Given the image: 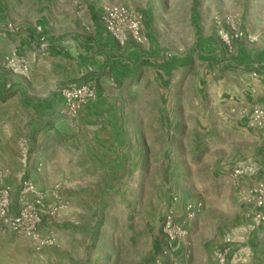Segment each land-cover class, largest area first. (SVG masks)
<instances>
[{"label":"rangeland","instance_id":"1","mask_svg":"<svg viewBox=\"0 0 264 264\" xmlns=\"http://www.w3.org/2000/svg\"><path fill=\"white\" fill-rule=\"evenodd\" d=\"M111 6L132 8L144 16L143 41L125 46L117 43L112 62H125L130 74L125 81H118L117 87L110 88L116 106L114 115L120 111L126 118L121 131L128 145L133 147L134 135L142 133L139 176L128 173L125 187L97 189L100 194L104 192V197L109 196L103 201L97 199V194L89 195L93 189L74 181L41 189L23 174L21 182L30 178L44 196V204L58 210L43 213L39 242L10 232L0 217V264H46L41 251L57 245L55 235L62 228L92 229L90 247L97 248L99 239L104 238L122 241L128 257H133L131 261L136 255L137 264H153L162 244L161 225L171 195L194 200L199 199L195 198L197 193L208 196L215 190V170L227 154L231 139L220 140V124L213 109L216 100L214 95L207 97L206 91L220 86L224 76L226 86L234 82V75L227 72L238 70L232 61L243 45L264 48V0H0V75L11 71L25 76L30 71L23 55L6 50L12 40L41 49L47 48L42 44L64 38L92 42L102 33L101 18ZM13 53L19 57L16 62L12 60ZM172 58L177 59L176 69L164 78L159 65ZM1 81L0 77V85ZM79 113L67 116L76 118ZM245 160L248 159L238 161ZM0 178L4 181L3 173ZM229 180L234 184L226 182L224 188L232 209L236 208L234 201L239 200L241 208L246 205L245 216L250 208L245 200L249 187L235 190L239 181L230 175ZM8 186L11 209L16 211L22 204L21 188L13 199V189ZM182 215L178 214L180 218ZM195 219L188 225L189 234ZM211 224L208 219L203 230L212 234ZM108 229L110 232H106ZM64 235V255H78L80 251L72 242L76 235ZM49 238L53 242L45 243ZM188 242L187 238L176 255V263L182 260L181 253ZM215 259L218 264L216 252Z\"/></svg>","mask_w":264,"mask_h":264},{"label":"crops","instance_id":"2","mask_svg":"<svg viewBox=\"0 0 264 264\" xmlns=\"http://www.w3.org/2000/svg\"><path fill=\"white\" fill-rule=\"evenodd\" d=\"M243 46L232 61L238 70L227 72L234 75L235 83L226 86L224 76L220 86L214 85L206 91L207 97L214 95L216 100L213 109L220 124L217 129L220 140L231 139L230 147L215 170L217 194L209 192L207 196L200 192L195 196L205 206L190 226L182 260L174 264H217L216 249L228 237L233 240L234 264H264V227L247 236L246 205L241 208L237 204L239 200H235L236 208L232 209L224 188L226 182L232 185L229 173L238 160L258 162L261 167L258 177L264 178V124L255 127L250 123L253 107L264 106V48ZM117 49V42L105 28L92 42L64 38L43 49L30 47L25 41L10 42L6 50L18 51L30 67L25 76L11 71L0 75V174L12 187L13 199L20 191L23 174L41 189L74 181L76 185L93 189L89 195L97 194V199L103 201L109 196L104 197V192L100 194L97 189L125 187L128 173L139 176L142 133L134 135L133 147L130 142L128 145L121 131L126 118L120 111L114 115L116 106L111 98V86L117 87V82L125 81L130 74L125 62H112ZM173 59L159 65L162 77L176 69L169 67ZM97 80V99L83 106L76 118L68 117L60 88ZM255 180L242 179L237 183L239 186L235 183L234 189L249 187ZM208 219L212 222V234L203 230ZM69 232L76 235L72 242L80 251L78 255H64L67 248L64 234ZM85 232L89 234L87 237ZM93 235L92 229H59L55 235L57 245L44 248L40 257L46 264L65 261L67 264H137L136 255L131 261L133 257H128L122 241L104 238L99 239L97 248L90 247ZM245 255L249 259L244 263Z\"/></svg>","mask_w":264,"mask_h":264},{"label":"built area","instance_id":"3","mask_svg":"<svg viewBox=\"0 0 264 264\" xmlns=\"http://www.w3.org/2000/svg\"><path fill=\"white\" fill-rule=\"evenodd\" d=\"M101 22L105 31L121 46L143 41L144 16L135 9L124 6L108 7L102 15ZM42 46L47 45L42 44ZM12 55L13 62H16L18 55L16 53ZM23 66L25 71L29 70L26 63ZM59 92L63 98L65 114L71 116L77 115L87 103L95 101L98 95L94 81L71 83L61 87ZM250 123L255 127L263 126L264 106L255 105L253 107L250 113ZM260 171L261 167L258 162L245 160L235 163L229 173L235 182L245 178H256L255 182L245 191L246 203L250 204V208L245 213L246 234L249 237L264 227V178L258 177ZM10 194V187L0 178V217L3 225L12 233L39 242L41 238L39 226L43 213L52 214L58 208L46 206L44 196L35 183L27 177L21 182L22 204L16 211L11 209ZM30 197L35 200H31ZM203 208L202 199L187 200L176 193L171 195L161 225L162 244L153 264H166L169 260L176 263V255L180 253L183 243L188 238V225L202 212ZM180 212L183 213L181 218L178 216ZM52 242V238L45 241V243ZM232 243V238L228 237L216 251L218 264H234L233 260L236 255L233 254ZM40 244H44L43 241ZM248 259L249 255L242 257L244 263Z\"/></svg>","mask_w":264,"mask_h":264},{"label":"trees","instance_id":"4","mask_svg":"<svg viewBox=\"0 0 264 264\" xmlns=\"http://www.w3.org/2000/svg\"><path fill=\"white\" fill-rule=\"evenodd\" d=\"M209 41V39H205V42L207 43ZM210 43H208L209 45ZM177 64V59H173L172 63L169 64V67L172 68V66H176Z\"/></svg>","mask_w":264,"mask_h":264},{"label":"water","instance_id":"5","mask_svg":"<svg viewBox=\"0 0 264 264\" xmlns=\"http://www.w3.org/2000/svg\"><path fill=\"white\" fill-rule=\"evenodd\" d=\"M38 48H40V46H37Z\"/></svg>","mask_w":264,"mask_h":264}]
</instances>
